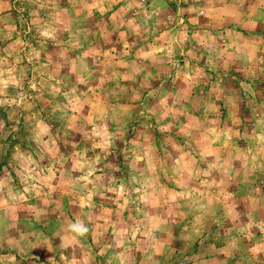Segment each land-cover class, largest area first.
<instances>
[{
    "label": "rangeland",
    "instance_id": "374dc122",
    "mask_svg": "<svg viewBox=\"0 0 264 264\" xmlns=\"http://www.w3.org/2000/svg\"><path fill=\"white\" fill-rule=\"evenodd\" d=\"M0 264H264V0H0Z\"/></svg>",
    "mask_w": 264,
    "mask_h": 264
},
{
    "label": "clouds",
    "instance_id": "9594fccd",
    "mask_svg": "<svg viewBox=\"0 0 264 264\" xmlns=\"http://www.w3.org/2000/svg\"><path fill=\"white\" fill-rule=\"evenodd\" d=\"M69 228L78 236H84L88 231L87 227L80 221L70 224Z\"/></svg>",
    "mask_w": 264,
    "mask_h": 264
}]
</instances>
